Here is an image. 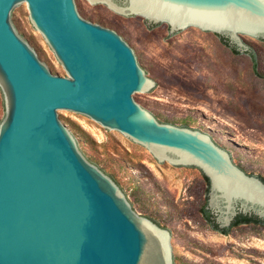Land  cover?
<instances>
[{
  "label": "water",
  "instance_id": "obj_1",
  "mask_svg": "<svg viewBox=\"0 0 264 264\" xmlns=\"http://www.w3.org/2000/svg\"><path fill=\"white\" fill-rule=\"evenodd\" d=\"M127 21L184 36L217 34L262 54L264 0H86ZM28 7L67 75L57 74L18 12ZM120 28L87 19L80 0H0V264H179L177 240L133 208L90 161L106 159L63 112L147 147L170 168H201L219 228L239 213L264 219V181L199 130L160 121L139 98L164 88Z\"/></svg>",
  "mask_w": 264,
  "mask_h": 264
},
{
  "label": "rangeland",
  "instance_id": "obj_2",
  "mask_svg": "<svg viewBox=\"0 0 264 264\" xmlns=\"http://www.w3.org/2000/svg\"><path fill=\"white\" fill-rule=\"evenodd\" d=\"M88 20L121 29L141 47L140 58L156 70L164 89L139 98L160 121L208 134L249 176L264 181V42L245 36L262 54L235 52L217 34L195 30L178 37L169 28L127 21L107 6L80 0ZM57 74L67 75L28 7L18 12ZM6 115L0 89V123ZM65 122L88 134L106 159L90 161L129 197L134 210L177 240L179 264H264V225L242 223L229 233L204 217L210 182L201 168H170L144 145L63 112Z\"/></svg>",
  "mask_w": 264,
  "mask_h": 264
},
{
  "label": "trees",
  "instance_id": "obj_3",
  "mask_svg": "<svg viewBox=\"0 0 264 264\" xmlns=\"http://www.w3.org/2000/svg\"><path fill=\"white\" fill-rule=\"evenodd\" d=\"M223 40L229 45V42L227 40H225L223 38ZM231 46V45H229ZM231 48L235 51V52H238L237 49L234 47V46H231ZM253 61H254V65H255V62H256V56L254 54V52L252 51H249ZM209 180V179H208ZM202 212L204 214V217L212 224V226L216 229V230H219L220 232L222 233H229V230L231 227L233 226H236V225H240L242 223H258V224H263L264 225V219H261L259 218L258 216L256 215H244L242 213H239L235 220L233 221L232 225L229 227V228H225V229H221L219 228L218 224L215 222V218L214 216L212 215V213L210 212V210H208L205 207H203L202 209Z\"/></svg>",
  "mask_w": 264,
  "mask_h": 264
}]
</instances>
